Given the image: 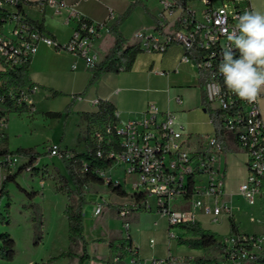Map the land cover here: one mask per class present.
<instances>
[{
    "label": "built area",
    "instance_id": "obj_1",
    "mask_svg": "<svg viewBox=\"0 0 264 264\" xmlns=\"http://www.w3.org/2000/svg\"><path fill=\"white\" fill-rule=\"evenodd\" d=\"M222 1V5L216 6L214 0H201L205 7L200 12L185 0H161V18L166 21L169 16L177 14L179 27L164 33L159 31V38L146 32H138L136 37L143 50L160 53L167 52L173 44H181L185 50L183 61L193 62L200 71L205 72V87L210 104L217 103L215 109L226 111L222 118L226 143L236 145L246 154L248 175L240 185L239 194L249 205L255 206L258 202H264V119L260 108L264 94L262 92L258 100L252 103L241 100L225 88L217 69L220 52L228 44L227 35L238 22L236 17L253 10V7L250 0ZM39 2L43 7L53 6L59 11L66 9L77 18L72 36L61 45L45 28L29 20L26 13L17 6L18 0H0L2 71H15L29 64L42 45L61 47L82 59L88 69L94 68L100 62L95 41L100 32L108 28V24L82 16L76 5H69L66 0ZM8 21L14 22V27L6 35L4 24ZM189 50L197 51V61L188 54ZM77 68L78 64L74 63L73 69ZM38 89L35 85L30 90H21L20 100L32 104L30 96ZM95 102L99 104L98 100ZM115 114L119 118L117 110ZM6 122L7 118L0 113V127H4ZM110 131L111 128H108ZM116 131L122 150L111 151L108 157L115 159V163L123 164L128 175L136 176L131 192L133 202L130 207L124 206L119 212L121 218L125 219L127 229L129 222L126 218L131 211L153 210L152 198L159 214L166 217L171 226L199 222V210L210 216L215 223L223 215H232V206L222 201L225 170L222 168L221 156L224 145L216 134L208 138L206 148H192L189 134L185 133V125L179 116L172 111L161 110L155 103L147 106L141 118L119 120ZM96 135L101 138L100 133ZM63 150L56 143L49 148L52 156L60 158ZM98 155L102 156V152H98ZM34 166L29 160L21 162L20 156L15 153L0 151L2 168L15 171L22 167V171L29 172ZM97 172L102 177L105 175L103 170ZM177 200L180 204L189 203V207L184 209L180 205V208H176ZM208 200L211 202L208 203ZM103 204H98L94 215L104 212ZM170 235L175 237L174 234ZM224 242V251L215 261L198 262L193 257H176L169 253L165 258H154L145 264H250L255 256L264 252V234L230 235L224 238ZM151 243H154L153 239ZM127 250L132 256L131 264H136L139 260L136 248L129 246ZM116 261L119 262L120 258L117 257Z\"/></svg>",
    "mask_w": 264,
    "mask_h": 264
},
{
    "label": "crops",
    "instance_id": "obj_2",
    "mask_svg": "<svg viewBox=\"0 0 264 264\" xmlns=\"http://www.w3.org/2000/svg\"><path fill=\"white\" fill-rule=\"evenodd\" d=\"M25 1L27 3L23 4V10L29 18L43 23L46 31L61 45L69 41L77 25V18L70 15L66 9L59 11L53 6L43 7L39 0ZM66 1L69 5H76L82 16L94 21L106 22L109 28L115 25L119 17L137 0ZM142 2V5L135 7L132 14L120 26V31L128 39L130 45L139 43L136 37L138 32H146L159 38V31L164 33L179 27L177 14L169 16L166 21L161 18V0H142ZM185 2L192 6L191 3L195 0H185ZM250 2L254 11L264 14V0H250ZM108 28L103 29L95 41V49L100 61L104 59L115 41ZM184 55L185 50L178 43L171 45L165 53L143 50L137 56L131 70L105 73L92 87L87 89L93 72L86 67L82 59L61 47L42 45L29 63L30 78L39 87L38 91L31 94L30 102L35 104L36 109L39 99L54 102L63 98L66 102L59 111H64L71 106V115L75 114L84 118L83 115L86 112L98 111L99 104L95 102L96 100H108L115 105L120 121L141 118L147 106L155 103L161 110L172 111L179 116L190 132L192 148H206L204 141H208V138L215 134V128L211 117L206 114L207 111L202 110L201 71L195 63L184 62ZM74 63L78 64L77 69H73ZM2 70L3 65L0 61V71ZM52 90L60 91L62 94L53 97ZM260 108L264 119V96L260 101ZM204 133L208 135H203ZM228 146L229 151H224L221 156L222 168L225 170L222 201L232 206V215H223L219 222L215 223L210 216L199 210V223L205 230L222 238L231 235L232 219L240 226L241 233L264 234V202L251 206L239 194L240 185L248 175L246 154L236 145ZM124 190L128 193L126 188ZM129 196L131 197L130 203H132V194L130 193ZM122 202L113 201L112 207L120 210L125 206ZM207 202L210 203L211 200ZM181 207L187 209L189 203L183 202ZM130 237L132 246L138 252L139 260L136 264H145L154 259L142 256L139 236L130 235ZM117 239L122 240V236H115L114 240ZM87 241V250L91 258L86 259L83 264H106V262L117 264V255L112 250L105 257H100L90 251L92 245L95 244H91L94 239ZM182 250L180 256L193 258L205 256L208 252V250L193 249L187 245H183ZM80 255L82 254L77 255L76 264ZM122 264H131V262L123 260Z\"/></svg>",
    "mask_w": 264,
    "mask_h": 264
},
{
    "label": "rangeland",
    "instance_id": "obj_3",
    "mask_svg": "<svg viewBox=\"0 0 264 264\" xmlns=\"http://www.w3.org/2000/svg\"><path fill=\"white\" fill-rule=\"evenodd\" d=\"M214 1L216 6L223 4L222 0ZM191 5L200 12L205 7L201 0H195ZM13 27L14 22H6L4 34L8 35ZM65 102L63 98L54 102L39 99L32 113H9L5 116L6 125L0 127V137L3 139L6 134L8 138L7 143L0 140V148L7 146L10 152L20 156L21 162L29 160V157L18 154L19 149H29L38 155L34 163L36 170L22 171L15 180H9L4 186V179L17 170L0 167V213H6L5 208L10 202V223H0V233H10L16 246L15 258L11 261L0 260V264H76L77 255L83 253L82 245L75 244L70 239L69 221L65 213L69 199L66 191L60 189L64 184L61 177L69 178V175L62 158L52 156L49 148L56 143L62 145L64 150L85 152L87 137L95 135L98 129H89L86 119L75 114L70 113L61 118H52L46 114L47 111H59ZM210 105L212 108L218 106L217 103ZM205 108L203 105L202 110ZM0 111H5V107L0 105ZM206 114L210 116L209 111ZM185 133H190L186 126ZM204 145L207 146L206 140ZM104 173V184L90 182L85 187L83 235L86 240L94 239L91 244H95L90 251L105 257L111 250L109 242L114 240L115 236H122V240H126L129 235H134L139 236L142 256L145 258H165L169 253L182 257L179 254L183 252V245L178 243V238L185 236L187 230L180 225L171 226L168 219L157 211L153 198L150 199L153 210L131 211L126 218L129 222L127 229L125 219L119 214L121 209H114L112 202L123 201L126 207H130L129 194L132 192L136 176L128 175L124 165L120 163ZM110 181L114 186L115 182L123 184L129 197L126 195L122 198V195L110 187ZM69 185L73 188L72 183ZM235 200L238 202L236 198ZM100 203H104V212L94 215ZM175 205L180 208V201L177 200ZM101 239L105 241H100ZM1 243L0 240V245ZM219 255L216 250H208L204 257L215 261ZM123 260L130 263L132 256L128 254Z\"/></svg>",
    "mask_w": 264,
    "mask_h": 264
},
{
    "label": "trees",
    "instance_id": "obj_4",
    "mask_svg": "<svg viewBox=\"0 0 264 264\" xmlns=\"http://www.w3.org/2000/svg\"><path fill=\"white\" fill-rule=\"evenodd\" d=\"M27 3L25 0H18L17 6L21 11L23 10V4ZM142 0H137L128 8V10L122 14L115 25L109 27V32L114 36L115 41L111 49L108 51L102 61L96 64L91 69L93 75L87 87H92L99 78L108 72H122L129 71L133 68L139 53L143 51L141 45L128 43V39L120 31L121 24L132 14L135 7L142 5ZM30 21L35 22L40 28L44 29V24L29 18ZM160 22V21H159ZM188 54L197 61L199 54L196 50H189ZM36 84L31 80L29 74V64L18 68L17 70L0 71V105L5 107V111H0L1 115L6 116L9 113H32L35 108V104H29L28 102L20 100V93L23 89H32ZM201 89H202V101L203 105L210 113L211 120L215 128V134L218 140L223 143L224 151H229V146L226 143L225 129L222 124V118L226 111L221 109L212 108L208 100L207 91L205 87V72L201 71ZM62 92L52 90V96L57 97ZM115 105L108 100L99 101V109L96 112H86L83 116L88 123V128L96 127L97 132L100 133L101 138L96 134L89 135L86 139V151L77 152L76 150H63L62 160L65 164L69 178L61 177V181L64 182L60 186V189L66 191L69 203L65 210L69 221L70 239L75 244H82L83 253L79 256L77 264H83L86 259L91 258L88 253L87 246L88 241L83 235L84 231V215L83 209L86 204V191L85 187L90 182L104 184L106 180L100 176L97 171H106L111 168L116 162L115 159L108 157L109 152H120L122 146L120 139L116 131V126L119 122L118 116L115 114ZM71 113V106H68L64 111H48L46 114L52 118H61L64 115L68 116ZM108 128L111 131L108 132ZM0 140L8 142L7 136ZM1 152H7L8 147L4 146L0 148ZM102 152V156L98 155V152ZM18 154L28 156L29 162L34 164L38 155L29 149H19ZM69 153V156L67 155ZM36 166L33 167V170ZM22 172L20 167L13 175H9L4 179L3 186L9 180H15L16 177ZM69 183H72L73 188ZM110 187H113L119 195L126 196L127 192L122 186L116 185L112 181L109 182ZM4 189L2 190V193ZM2 196V195H1ZM0 196V199H1ZM10 202L7 203L5 208L6 213H0V223H10ZM42 225V221H40ZM181 227L187 230L185 236L178 238L180 245H187L193 249L200 250H216L220 254L223 253L225 248L224 238L219 239L217 234L205 230L199 222L196 223H183ZM241 234L240 226L234 219L231 220V235L237 236ZM246 234V233H243ZM0 260L11 261L15 258V240L8 232L0 233ZM105 241V240H100ZM132 246L131 237L126 240L116 242L112 240L109 242V247L112 252L120 258L117 264H122L123 259L129 254L127 247ZM198 262H211V259H207L204 256L197 258ZM109 264V262H106ZM250 264H264V252L255 256Z\"/></svg>",
    "mask_w": 264,
    "mask_h": 264
},
{
    "label": "clouds",
    "instance_id": "obj_5",
    "mask_svg": "<svg viewBox=\"0 0 264 264\" xmlns=\"http://www.w3.org/2000/svg\"><path fill=\"white\" fill-rule=\"evenodd\" d=\"M236 19L217 69L229 92L252 103L264 92V14L248 10Z\"/></svg>",
    "mask_w": 264,
    "mask_h": 264
},
{
    "label": "water",
    "instance_id": "obj_6",
    "mask_svg": "<svg viewBox=\"0 0 264 264\" xmlns=\"http://www.w3.org/2000/svg\"><path fill=\"white\" fill-rule=\"evenodd\" d=\"M204 111H207V108H205Z\"/></svg>",
    "mask_w": 264,
    "mask_h": 264
}]
</instances>
